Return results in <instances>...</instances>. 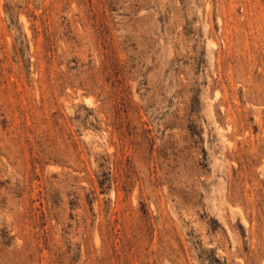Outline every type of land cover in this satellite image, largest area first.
I'll list each match as a JSON object with an SVG mask.
<instances>
[{
	"label": "rangeland",
	"instance_id": "374dc122",
	"mask_svg": "<svg viewBox=\"0 0 264 264\" xmlns=\"http://www.w3.org/2000/svg\"><path fill=\"white\" fill-rule=\"evenodd\" d=\"M0 264H264V0H0Z\"/></svg>",
	"mask_w": 264,
	"mask_h": 264
}]
</instances>
